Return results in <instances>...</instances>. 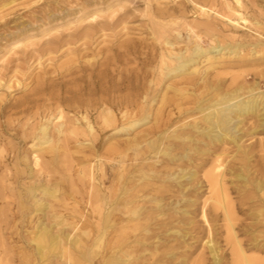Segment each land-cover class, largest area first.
Here are the masks:
<instances>
[{
    "label": "bare ground",
    "instance_id": "bare-ground-1",
    "mask_svg": "<svg viewBox=\"0 0 264 264\" xmlns=\"http://www.w3.org/2000/svg\"><path fill=\"white\" fill-rule=\"evenodd\" d=\"M95 18L96 15H92L88 21ZM154 26V35L157 39H162L161 43L166 45L168 51V56L165 53L160 56L161 62L158 67L160 76L169 75L176 78L194 74L196 77L184 78L178 86L174 84L166 86V89L172 90L173 96L168 98L163 93L160 102L176 108L178 113L176 116L156 123L144 134L135 136L134 142L127 140L106 150L105 153L111 157V161H114V156L119 157L118 170L111 169L114 166L108 165L109 163L101 161L100 158L95 160L98 156L93 155L96 152L94 148L96 144L93 146V142L97 140L99 132L109 128L117 132L133 130L136 125L148 118L147 103L146 100L137 103L132 99L139 93L136 87L133 94L127 93L119 97L117 95L115 100V96L109 95L112 89L96 81L98 78L96 80H94L96 77L92 78L94 76L92 70L88 72L91 81L83 80V84L76 89L67 86L63 88L62 97L54 110H51L56 111L52 119L48 118L43 123L35 124L31 131L24 133L23 140L28 143L26 152L33 154L32 165L35 167L36 177L32 181L25 180L31 175V166L25 156H19V148L14 145L11 146L10 157L13 169L2 174L8 167L6 162L9 153L4 157L0 149V185L7 180L14 188L19 186V183L24 187V194L17 189L16 198L7 200V197L0 195V201L5 200L2 207L9 206L8 216L4 214L7 219L4 220V216L0 214V243L6 245L7 249H2V253L4 252L7 257L11 256V264H51L53 260L56 264H187V259L191 255L187 258L183 251L181 258L174 262L175 250L181 248L179 239L184 241L188 234V231H185L187 228L181 227L184 218L176 214H184L186 212L184 207L194 202H190L188 198L194 191V183L195 185L205 183L209 190V197L203 200L201 212L199 211L207 229L206 239L204 238L207 244L203 245L209 257L199 260L197 258V262L194 259V263H189L205 264L204 260H210L212 264H264V256L247 254L248 250L257 254L264 253V209L256 208L257 210H250L244 214L245 209L241 207L240 202L242 198L239 201L235 200V203L238 202L235 204L232 195L230 198L231 192L228 193L229 189L227 185L225 186L224 180L226 174L232 171L235 179L242 182V186L248 183L254 190L261 191L260 195L264 197V180L256 178L250 180L249 174L253 169L250 170L252 155L240 144L244 134L264 131V94H252L245 99L242 96L245 89L242 84L224 89L217 75H211L209 71L202 73L201 67L197 64L206 62L209 68L212 67L213 62L221 58L223 53L219 56L216 54L226 47L211 45L209 49H202L198 45L200 39L195 35L193 46L185 47L184 51L182 49L175 51L173 46L178 42L180 30L170 23L160 21H156ZM229 53L236 55L238 50H230ZM81 70L87 71L85 68ZM149 81L153 82V79ZM124 87L127 89L128 85L124 84ZM254 89L255 87H248L247 91L252 92ZM196 91L199 92L196 94ZM83 95L88 97L84 98ZM62 102L74 111H84L81 115L84 120L83 127L80 126L77 117H67L64 114ZM74 103L78 105L73 107ZM99 107L102 109L95 121H92L91 111ZM116 108L121 114L120 118L115 113ZM195 113L200 114L199 118L183 123L179 132H176V129L166 132L170 126L180 121L181 116ZM247 118L252 120L247 131L242 133L240 124ZM53 119H56L55 123ZM80 136L91 142L86 145L90 148L88 149L90 154L75 159L78 175L71 179V192H68L64 186L65 180H62L64 176L55 175L57 172L53 167L56 164L59 169L69 171L74 160L71 158L68 145L70 141L80 144ZM1 142L0 138V145ZM226 144L235 147L234 153L227 152L230 155L229 162L225 160L228 155L227 147L224 146ZM47 154L48 160L45 161ZM157 154L161 156V160H148L150 157H157ZM198 154L200 156L196 157ZM128 158L137 159L138 162L124 165ZM195 159L199 162H195L194 170L185 172L188 162L192 163ZM207 162H210V167L208 166L207 171L204 170L202 176L196 178L197 169ZM174 164L175 169L171 166ZM108 167L110 170H107ZM105 179L108 185L105 184ZM0 188L2 189V185ZM78 192H81L84 204L81 211L76 207L77 201L74 199ZM9 193L12 194L10 191ZM173 197V201H169ZM67 198L75 201L71 212L78 213V218L75 214L63 212L69 204ZM164 199L168 201L164 202ZM262 200L258 199L259 203H264ZM207 202H213V205ZM218 208H221L225 221L223 223L226 249H220L218 246L216 235L219 228L210 223L216 216ZM167 210L173 215L162 218ZM236 212L243 213L251 221L241 220L235 216ZM65 227H69L70 230L64 232ZM74 229L76 232L71 234V230ZM238 235H245L246 242L237 239ZM170 236L177 244H168ZM228 252L230 258L227 257ZM5 260L7 261L6 258Z\"/></svg>",
    "mask_w": 264,
    "mask_h": 264
},
{
    "label": "rangeland",
    "instance_id": "rangeland-1",
    "mask_svg": "<svg viewBox=\"0 0 264 264\" xmlns=\"http://www.w3.org/2000/svg\"><path fill=\"white\" fill-rule=\"evenodd\" d=\"M92 15H96V18L88 21ZM171 20H176V22L173 23ZM156 21L170 23L180 30V36L177 38L178 42L173 46L175 51L179 49L184 51L185 47L193 46L195 35L200 39L198 45L202 49H209L211 45L219 48L226 47L216 54L219 56L223 53L221 58L213 62L212 67L209 68L206 62L197 64L201 67L202 73L209 71L211 75H217L223 84V88L225 87L224 89L231 85L242 84L245 87L242 91V96L245 99L252 94H264V0H0V138L2 140L0 149L4 157L9 153L6 162L8 167L5 171L3 170L2 174H6L7 171H10L9 169H13V161L10 157L12 156L11 146L14 145L19 148V156H25L31 166V175L25 180L32 181L36 177L35 167L32 165L33 154L26 152L28 143L24 142L23 135L31 131L35 124L43 123L48 118L52 119L56 111L51 112V110H54L56 103L62 97L63 88L67 86L76 89L83 84V80L91 81L94 77H96L94 80L98 78L96 81L101 82L103 86L110 90L112 89L109 95L115 96V100H117V95L119 97L127 93L133 94L136 87L138 88L137 92L143 95L138 93L132 99L136 100L137 103L146 100L147 103L148 118L141 121L133 130L117 132V130L109 128L104 132H99L97 140L93 142V146L96 144L94 146L96 152L93 155L98 156L95 160L100 158L101 161L109 163L108 165H113L114 168L111 169H119V157L114 156V161H111V157H108L105 153L107 149L115 144L121 145L127 140L134 142L133 138L135 136L144 134L156 123L163 122L168 117L173 118L176 116L178 114L176 108H172L168 103L163 105L160 102L163 93L168 98L173 96L172 90L166 89V86L168 84L178 86L184 78L196 77V75L186 74L176 78L169 75H166V77L160 76L158 68L161 62L160 56L162 53L168 56V51L166 45L161 43L162 39H157L153 33ZM229 49H237L238 53L236 55L229 53ZM81 68H85L87 71H82ZM91 70L94 72L92 78L88 75ZM99 79L101 80L99 81ZM152 79L153 82H150L149 80ZM124 84L125 86L128 85L127 89ZM119 85L121 86L120 89L118 88ZM248 87H255V89L248 92ZM199 91L195 93L197 94ZM97 95L99 96V93ZM83 97L88 96L83 95ZM20 101H24V104ZM62 105L64 114L67 117H77L80 126L83 127L84 120L81 115L84 114V111L81 112L80 110L78 112L67 108V104L64 102H62ZM77 105V103L72 104L73 107ZM100 109L102 107L91 111L92 121H95ZM115 113L120 118L121 114L117 108ZM199 116V113L181 116L180 121L178 120L170 126L166 132L174 129L179 132L183 123L192 122L195 118L198 119ZM245 120L240 124V132L242 133L247 131L252 119L247 118ZM52 121L55 123L56 119ZM94 126L96 128L95 123ZM79 140L80 144L70 141L68 145L71 158L74 160L71 163L73 165L69 167V171L59 169L56 164L53 167L57 172L55 175L64 176L62 180H65L64 186L68 192H71V179L78 175V165L75 159L90 154V148L86 145L91 144V142L86 140L84 136H80ZM240 144L252 155L250 170L253 169L250 171L252 173L249 174L250 180L255 178L264 180V153H262L264 152V131H257L249 135L244 134ZM245 145L247 147L251 145L250 149ZM224 146L227 147L226 153L232 154L235 152V147L232 144ZM199 156V154L196 155V157ZM228 156L230 155L228 154L225 157L226 162H229ZM157 159L161 160V156L158 154L157 157H150L148 160L155 161ZM44 160H48V154ZM137 162V159H129L124 161L123 164L131 165ZM193 162H188L189 165L185 166V172L194 170L195 162L199 161L195 159ZM234 162L237 164V160ZM209 164L210 162H207L197 169L196 178L202 176L204 170L207 171L210 167ZM51 166L50 164L49 167ZM171 166L173 169L176 168V164ZM109 168L107 170H110ZM232 175L231 171L224 177L225 186L227 185L229 189L227 190L228 193L231 192L229 195L230 198L233 197L232 201L234 203L235 200L239 201L242 198L240 202H242L241 207L245 209L244 214L261 207V209H264V203L258 201V199H264L260 195L261 191L254 190L248 183L246 186H242V182L236 180ZM96 182H98V177ZM9 183L6 180L1 184L0 195L2 197H7V200H9L8 198H16L17 189L24 194V187L20 183L16 188ZM105 184L108 185L106 179ZM204 185L205 183L202 185L193 184L194 191L189 194L188 198L190 202H194L184 207L186 209L184 214H176L184 218V224L181 227L187 228L185 231H188V234L185 236L184 241L179 239L178 243L181 248L175 250L176 258L174 262L181 258L182 251L185 252L187 258L191 255L187 259V264L194 263V259L197 262L200 258L204 257L206 259L209 257L207 249L203 245L204 243L207 244L205 240L207 229L200 213L201 204L209 197V190ZM74 196L77 201L76 207L81 211L84 205L81 192L76 193ZM173 199L174 197L170 198L169 201H173ZM67 201L69 204L63 212L75 214L78 218V213L71 212V207L75 201L71 198H67ZM163 201L167 202L168 199ZM212 203L207 202L211 206ZM4 204L5 200L0 201V209H3L0 214L2 217L4 216L5 220L8 216L9 206L2 207ZM165 213L162 218L173 215L168 210ZM221 213V208L216 209V216L213 215L214 217L210 223L219 228L216 235L218 246L221 247L220 249H226L224 242L226 233L223 223L225 221L223 213ZM244 214L237 213L235 216L245 222H250L251 220L246 218ZM259 229L262 228H257V230ZM69 230V227H65L64 232ZM75 232L74 229L70 233ZM237 239L246 242L247 237L238 235ZM175 243L177 244V241L175 242L173 237L170 236L168 244ZM0 249L1 254L2 249H7L6 245L0 243ZM251 252V250H248L247 254L264 256V253ZM3 254L4 252L0 255V263L11 264V256L7 257L6 254ZM227 257L230 258L229 252ZM204 261H206L205 264H212L210 260ZM51 264H56V261L53 260Z\"/></svg>",
    "mask_w": 264,
    "mask_h": 264
}]
</instances>
